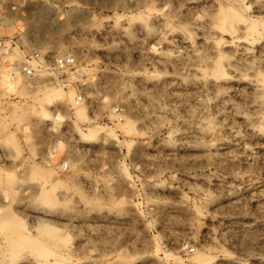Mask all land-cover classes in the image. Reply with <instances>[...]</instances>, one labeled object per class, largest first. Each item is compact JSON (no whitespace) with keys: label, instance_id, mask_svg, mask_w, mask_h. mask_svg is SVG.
Here are the masks:
<instances>
[{"label":"rangeland","instance_id":"rangeland-1","mask_svg":"<svg viewBox=\"0 0 264 264\" xmlns=\"http://www.w3.org/2000/svg\"><path fill=\"white\" fill-rule=\"evenodd\" d=\"M229 10L264 26V0H0V264H264V32ZM33 51L51 70L8 92ZM222 53L260 73L214 78Z\"/></svg>","mask_w":264,"mask_h":264},{"label":"bare ground","instance_id":"bare-ground-1","mask_svg":"<svg viewBox=\"0 0 264 264\" xmlns=\"http://www.w3.org/2000/svg\"><path fill=\"white\" fill-rule=\"evenodd\" d=\"M221 17H220V23L217 21H213L212 22V26L213 28H218V30L223 33H229L231 35H234L236 32H238L237 28H235L233 25L239 24L241 22V24L246 25V29L243 32L242 35V39L247 40L248 38H253L255 36H259L260 34V29H262V31L264 32V26H261L262 28H260V24L257 21H247L245 19H243L241 16L237 15L234 11H222L221 13ZM230 16H232V20L227 21L228 18H230ZM221 38L219 40L216 41V44L218 45L221 42ZM254 42V41H253ZM250 43V42H248ZM62 57H66V56H62ZM230 68L233 69L236 72H250V71H255L256 74L260 73V68H256L253 67L252 64L250 65H242L239 63H231L230 62V58L228 57V55L222 53L220 54L217 58H212L211 62L209 63V69L211 70L212 76L214 78H225L226 77V68ZM9 74L7 72H4L1 74V86L5 87L6 89H8V92H13L15 91L17 88L21 89H25V86H21V80L19 79V76L17 75L16 72V68L15 65L11 66L9 68ZM258 71V72H257ZM41 76V75H40ZM77 80L80 82L81 78L83 77L81 74H78L76 76ZM56 81V80H55ZM55 85L53 88L48 89V90H43L42 88L39 89L41 91H45L44 92V100L47 101V103L51 106H58V105H62L64 104L66 101H68L69 103L74 102L75 105V100L74 99V94L70 93L67 98H65V95L63 93V91H61V89H57L58 88H63L62 82L61 81H56ZM77 90V88H76ZM77 98V97H76ZM44 116L47 119H53L54 117H56L55 119L60 120V116H53L51 114H48L46 112H44ZM74 119L76 121H80V122H86L89 125L95 124L96 121L95 120H91L89 118V113L88 110L85 106H79L78 108L75 109L74 112ZM97 131L95 130V128H90L87 130V132L81 134V138L84 140H93L97 138ZM49 157L51 159H54L55 154L54 153H50ZM67 166V165H66ZM60 171H62V167L58 168ZM48 175H52L51 173H49ZM126 176H129L126 173ZM60 176L58 173L55 174V179H53V186L52 189L61 184L60 182ZM56 183H55V182ZM193 261L195 262V264H207V261L202 257L201 253L197 252V254H195Z\"/></svg>","mask_w":264,"mask_h":264},{"label":"built area","instance_id":"built-area-1","mask_svg":"<svg viewBox=\"0 0 264 264\" xmlns=\"http://www.w3.org/2000/svg\"><path fill=\"white\" fill-rule=\"evenodd\" d=\"M3 44L0 43V49ZM6 48V47H5ZM40 54L32 52L30 55L23 56L22 62L16 68L17 75H20L23 79L32 80L35 77L43 75L49 72L51 69L47 67L41 60ZM43 61V58H42ZM75 65L73 57H57L54 60L53 72L58 76L64 72L70 71ZM82 103V97L78 96L75 101V105L78 106ZM67 166L63 167L65 171Z\"/></svg>","mask_w":264,"mask_h":264}]
</instances>
